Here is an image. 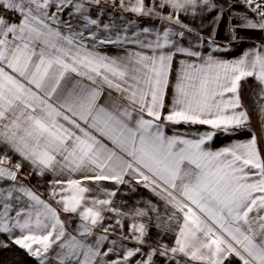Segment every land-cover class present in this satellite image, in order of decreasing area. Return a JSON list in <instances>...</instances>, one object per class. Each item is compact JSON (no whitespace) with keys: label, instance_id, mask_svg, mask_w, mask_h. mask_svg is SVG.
<instances>
[{"label":"snow or ice","instance_id":"6c2138e0","mask_svg":"<svg viewBox=\"0 0 264 264\" xmlns=\"http://www.w3.org/2000/svg\"><path fill=\"white\" fill-rule=\"evenodd\" d=\"M0 237L264 264V0H0Z\"/></svg>","mask_w":264,"mask_h":264},{"label":"trees","instance_id":"16d2710c","mask_svg":"<svg viewBox=\"0 0 264 264\" xmlns=\"http://www.w3.org/2000/svg\"><path fill=\"white\" fill-rule=\"evenodd\" d=\"M0 264H33V260L18 247L13 246L7 250H0Z\"/></svg>","mask_w":264,"mask_h":264},{"label":"crops","instance_id":"0c3cea01","mask_svg":"<svg viewBox=\"0 0 264 264\" xmlns=\"http://www.w3.org/2000/svg\"><path fill=\"white\" fill-rule=\"evenodd\" d=\"M219 35L221 36V37H223L224 35H225V29H224V26H221V28H220V32H219ZM256 35H259L258 33L256 34ZM243 47V46H242ZM239 51H240V49H236L231 55H238L239 54ZM241 138H243V137H241ZM228 141L227 140H225V139H223V138H219V139H217L216 140V142H215V146H220V145H222V144H224V143H227ZM108 187H111V185H108Z\"/></svg>","mask_w":264,"mask_h":264}]
</instances>
